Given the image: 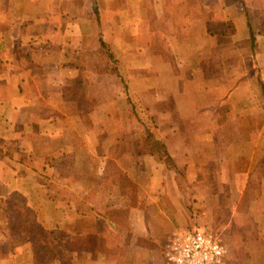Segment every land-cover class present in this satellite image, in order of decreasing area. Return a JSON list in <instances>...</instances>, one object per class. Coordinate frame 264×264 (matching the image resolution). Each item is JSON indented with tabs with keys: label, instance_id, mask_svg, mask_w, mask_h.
<instances>
[{
	"label": "crops",
	"instance_id": "1",
	"mask_svg": "<svg viewBox=\"0 0 264 264\" xmlns=\"http://www.w3.org/2000/svg\"><path fill=\"white\" fill-rule=\"evenodd\" d=\"M263 88L264 0H0V264H264Z\"/></svg>",
	"mask_w": 264,
	"mask_h": 264
},
{
	"label": "built area",
	"instance_id": "2",
	"mask_svg": "<svg viewBox=\"0 0 264 264\" xmlns=\"http://www.w3.org/2000/svg\"><path fill=\"white\" fill-rule=\"evenodd\" d=\"M226 251L220 240L199 228L176 235L168 264H226Z\"/></svg>",
	"mask_w": 264,
	"mask_h": 264
},
{
	"label": "trees",
	"instance_id": "3",
	"mask_svg": "<svg viewBox=\"0 0 264 264\" xmlns=\"http://www.w3.org/2000/svg\"><path fill=\"white\" fill-rule=\"evenodd\" d=\"M94 10L96 7L94 5ZM103 45V44H102ZM263 97H264V88H263ZM146 141H152L150 144L151 152L155 154H160L164 152V146L157 140H155L152 134H148L145 138ZM166 155V154H165ZM15 229V228H14ZM16 230V229H15ZM21 230L19 229L18 233ZM17 233V232H13ZM25 239L36 241V247L34 251V259L36 264L44 263L45 261H56L61 260L62 258V250L61 247L64 242V235L61 233L53 234L44 232L40 227H29L25 228Z\"/></svg>",
	"mask_w": 264,
	"mask_h": 264
},
{
	"label": "rangeland",
	"instance_id": "4",
	"mask_svg": "<svg viewBox=\"0 0 264 264\" xmlns=\"http://www.w3.org/2000/svg\"><path fill=\"white\" fill-rule=\"evenodd\" d=\"M145 120V119H144ZM146 121V125H147V127H148V130H151L152 129V127H153V125L148 121V120H145ZM144 121V122H145ZM146 134L147 133H144V136H143V138L146 136ZM144 143V142H143ZM148 144H149V142H147ZM197 216H194V213L192 212L191 214H190V217H189V219H190V228L189 229H192V228H199V229H201V230H203L202 229V227H200V226H198L197 224L195 225V219H197L196 218ZM188 228V227H187ZM188 230V229H187ZM204 232H206V233H209V234H212V233H210V232H208L206 229L205 230H203ZM213 235V234H212ZM174 237H175V235H174ZM174 237H173V239H174ZM172 239V240H173Z\"/></svg>",
	"mask_w": 264,
	"mask_h": 264
}]
</instances>
